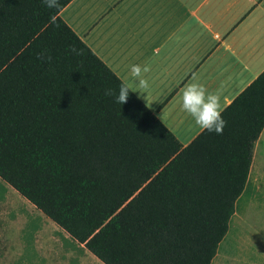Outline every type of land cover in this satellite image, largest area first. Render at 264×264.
<instances>
[{
  "label": "trees",
  "instance_id": "obj_1",
  "mask_svg": "<svg viewBox=\"0 0 264 264\" xmlns=\"http://www.w3.org/2000/svg\"><path fill=\"white\" fill-rule=\"evenodd\" d=\"M70 1L0 0V181L103 264H210L264 129V71L223 134L182 146L131 91L116 102L124 83L59 16Z\"/></svg>",
  "mask_w": 264,
  "mask_h": 264
},
{
  "label": "crops",
  "instance_id": "obj_2",
  "mask_svg": "<svg viewBox=\"0 0 264 264\" xmlns=\"http://www.w3.org/2000/svg\"><path fill=\"white\" fill-rule=\"evenodd\" d=\"M59 16L182 146L202 131L181 109L185 85L198 78L214 90L224 82L225 108L264 71V0H72ZM133 64L150 66L148 89L133 84ZM263 134L246 185L257 151H264ZM50 228L70 240L39 241L43 228L36 230L46 264H103L55 224ZM216 257L210 264H221Z\"/></svg>",
  "mask_w": 264,
  "mask_h": 264
},
{
  "label": "rangeland",
  "instance_id": "obj_3",
  "mask_svg": "<svg viewBox=\"0 0 264 264\" xmlns=\"http://www.w3.org/2000/svg\"><path fill=\"white\" fill-rule=\"evenodd\" d=\"M52 224L0 181V264H46L36 249L34 232L43 228L38 240L47 243L56 238L65 243L70 240L60 231L51 233ZM52 247L55 248L51 244L46 250L48 254L54 253ZM216 253L215 262L221 264H264V151L255 155L249 180L235 203L227 233Z\"/></svg>",
  "mask_w": 264,
  "mask_h": 264
},
{
  "label": "clouds",
  "instance_id": "obj_4",
  "mask_svg": "<svg viewBox=\"0 0 264 264\" xmlns=\"http://www.w3.org/2000/svg\"><path fill=\"white\" fill-rule=\"evenodd\" d=\"M42 3L48 9H59L61 7L60 0H42ZM55 27H59L55 21L52 22ZM69 51L82 55V51L77 50L74 46L69 47ZM37 59L43 62H51L52 57L47 50L39 53ZM151 71L148 64H133L130 66V75L133 78V84L138 90H146L150 87L146 74ZM226 84L221 82L219 87L209 90L203 82L198 78H193L192 82L185 85L180 100V106L201 130L209 133L215 132L220 135L227 125V121L223 119L222 113V95L225 91ZM132 91L127 84H121L119 93L116 96V102L123 104L127 102L129 92ZM139 92V91H137ZM107 94H112L111 92Z\"/></svg>",
  "mask_w": 264,
  "mask_h": 264
}]
</instances>
